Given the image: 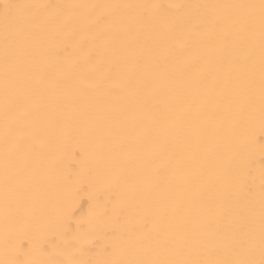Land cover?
Listing matches in <instances>:
<instances>
[{
  "label": "bare ground",
  "instance_id": "bare-ground-1",
  "mask_svg": "<svg viewBox=\"0 0 264 264\" xmlns=\"http://www.w3.org/2000/svg\"><path fill=\"white\" fill-rule=\"evenodd\" d=\"M5 2L51 7L34 10L10 51L7 113L0 29V262L97 259L103 240L74 251L76 219L90 204L120 226L125 258L168 255L164 242L181 241L194 258L230 259L229 238H244L251 221L258 259V36L250 88L247 34L231 24L249 10L203 6L260 0ZM100 14L108 20L94 24ZM218 15L229 18L223 28L212 22ZM72 185L86 190L65 233L59 208Z\"/></svg>",
  "mask_w": 264,
  "mask_h": 264
},
{
  "label": "snow or ice",
  "instance_id": "snow-or-ice-1",
  "mask_svg": "<svg viewBox=\"0 0 264 264\" xmlns=\"http://www.w3.org/2000/svg\"><path fill=\"white\" fill-rule=\"evenodd\" d=\"M51 7L49 5H37L28 3L5 2L0 7V29L3 33L4 44V60H5V92L6 102L5 111L8 110L7 88H8V64L10 59V51L16 48L20 39L26 35L29 28L36 20L34 10ZM59 7V6H57ZM67 7H86L94 9L116 8V5H84V6H67ZM132 7V6H124ZM147 10L159 8V5H140L136 6ZM170 7L180 8V5H172ZM207 8H242L248 9V13L244 16L231 19V24L238 27L247 34V50L243 55V60L248 67L250 88L255 86L256 71V49L257 36L259 47V101L261 109V120L264 123V0H260L258 5H206ZM108 17L104 14L97 15L93 23L100 24L106 22ZM213 24L217 28L229 22V18L218 15L213 18ZM258 29V31H257ZM7 140V126H6ZM5 182L7 183V153L5 156ZM91 187L90 185L88 186ZM84 185H72L65 193L63 203L59 208L58 223L64 228L65 233L72 227L73 219L76 217L79 208L75 206V201L82 191H85ZM249 196L254 195L253 189H247ZM89 200H98V195L89 191ZM107 209L100 208L98 204H90L88 215L81 216L76 219L77 231L73 234L74 251L79 252L80 246L87 244L89 250L100 240L103 245L96 251L97 259L94 260H78L69 257L65 264H264V169L261 171L260 183V216H259V258H256L257 241L255 236V226L253 222H249L242 226L244 238L237 239L235 236L229 238L227 249L231 253L230 259L208 260L194 258L191 249L185 251L184 244L181 241L171 242L165 241L164 247L169 250L168 255L150 258H125L122 250L117 248L120 240V226L114 221L108 224L105 221ZM3 264V262H0ZM9 264H41L40 261H10Z\"/></svg>",
  "mask_w": 264,
  "mask_h": 264
}]
</instances>
